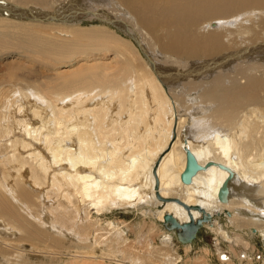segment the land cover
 <instances>
[{
  "label": "bare ground",
  "instance_id": "1",
  "mask_svg": "<svg viewBox=\"0 0 264 264\" xmlns=\"http://www.w3.org/2000/svg\"><path fill=\"white\" fill-rule=\"evenodd\" d=\"M47 1L0 0V26H18L16 17L4 12L16 13L18 6L52 12L56 7L46 10ZM119 1L136 23L125 24L110 0H86V8L73 11L71 18L77 21L32 20L49 24H28L24 32L52 65L53 57L64 60L100 48L122 59L123 71L87 63L40 82L9 66L0 69L5 72L0 74V227L47 244L34 248L39 255L57 256L54 247L63 241L84 252L110 244L141 253L122 236L112 238L119 232L113 223L103 234L101 220L89 218L90 209L100 214L113 206L152 204L162 226L158 231L175 237L177 231L163 227L167 216L180 225V233L203 217L235 221L238 207L259 219L264 216V0ZM84 20L115 23L129 40L108 29L71 25ZM97 41L102 44L92 46ZM139 55L151 70L138 67ZM19 82L29 85L22 88ZM187 150L205 167L189 185L181 180ZM226 181L230 197L222 203L219 191ZM37 202L51 212L53 235H32L33 229L19 221L18 211H23L42 226L33 214ZM246 222L257 226L259 220ZM22 239L15 242L21 245L16 252L20 259L26 246ZM144 249L149 253L152 248ZM156 254L159 264L175 263L163 248ZM108 256L120 261L117 253ZM207 256L185 264H209Z\"/></svg>",
  "mask_w": 264,
  "mask_h": 264
},
{
  "label": "rangeland",
  "instance_id": "2",
  "mask_svg": "<svg viewBox=\"0 0 264 264\" xmlns=\"http://www.w3.org/2000/svg\"><path fill=\"white\" fill-rule=\"evenodd\" d=\"M15 1L17 2L19 0H15ZM66 1L69 0H48L45 9L51 10L54 7H57L60 3ZM110 1H111L109 2L111 3L110 8L116 9V14L117 15L119 14L120 17H122L120 19L123 20L125 24L128 23L132 25V23L137 22V19L135 20V18L132 17L133 15L130 13V11L127 10L119 0H110ZM112 3H116V6H113ZM107 4L108 3H106V5ZM87 6L90 7V4H88ZM14 20L15 21L13 22H16L18 26H16L15 24H6V26H0L1 27L0 28V69L1 66L3 68L9 66L12 67V71L14 70V72H17L19 76H21L22 73H24L25 75L29 76V78L32 81L41 80L40 82H44L45 80L49 81L48 79L56 80L59 74H62L63 72L71 73L72 71L70 70H73L74 72L75 69L76 70L78 69V66L87 63L97 64V65H101V63L103 65L104 63L112 64V66L115 67L116 72L123 71L124 67H126L124 61L122 59H118L119 57L116 56L112 50H109L107 52V50L102 51L100 48L97 51L92 49V54L90 55H85L80 53L70 55L71 59H68L70 56L64 60H56L53 57L55 60L53 58L50 60L53 61L56 64V66L52 65L51 63H48V61H45V58H42L39 55V54L41 55L43 54L42 56H47L46 53L41 52L43 51V48L37 46L34 49L30 45V42H32L31 39H33V37L31 36L28 37L27 31L24 32L25 28H28L27 27L28 24H32V25L35 24L33 26H39L40 24L41 26H45L46 24V26H48L49 23L43 24L39 22L40 23L39 24L38 22H34L32 20L30 21L21 20V19L16 20V18ZM74 24L71 25L77 28L80 27V29H88V28L89 30L108 29L111 33H113L114 31V33L120 35L126 40H129V37L123 35L119 30L115 29V27L109 24H105L104 22H101L99 20H92V21L84 20L82 23L80 22L77 25L76 23ZM62 26L64 25L62 24ZM58 35H60L63 39H67L66 37H64L63 34L59 33ZM93 44L94 45L92 46L101 45L102 43L97 41L96 43ZM128 45L134 46L135 44L133 45L132 43L131 44L129 43ZM82 50H87V49L84 48ZM89 52L91 51L89 50ZM105 53L106 55L104 56L103 54ZM139 58H137L138 67L140 68L144 65L151 70V65L150 63H148L147 58H145L144 55L143 57L140 56ZM1 73L5 74L4 71L0 72V74ZM28 85L29 84L27 83L19 82V86H21L22 88H26ZM3 86H5L6 89L7 87L12 88V85L7 83L3 84ZM167 92L169 94L171 93L168 89ZM30 193L31 195H33L31 191ZM45 207H48V205H46ZM117 207L113 206V208H111L110 210H107L100 214L96 210L90 209L91 211H89L90 212L89 218L93 217L94 219L92 220H95L96 218L97 219L99 218V220H101V226L104 229L101 231L104 232L103 234H108V232L111 231L112 227L111 228L108 227V223L109 222L113 223L119 232L114 233L112 235V238L115 236V234L117 238H120L122 236L120 238L121 241L123 242L126 241L128 245L130 244L133 245V247L136 250H140L141 253H135L134 251L128 248L125 252L123 251V249H125L124 247L125 245H123L121 248L119 246H114L110 244H108L109 248L106 244H104V246H102L103 250L101 249L93 252H91L90 250H86L84 252L79 249L76 250V248L73 249L72 245L63 241V243L55 245L54 247L58 249L59 254H56L57 256H53L51 254L52 252H48V253L45 252V254L39 255L38 252L36 253L34 252L35 251L34 248L37 247L46 248L47 244H45L44 242L41 243L40 241H34L26 236H22L20 233H18V235L15 236L13 235L12 232L8 230L4 231V229L0 227V250H1L0 264H69V263L71 264L72 262L73 263L79 262V264H85V263L96 264L100 261L106 264H159L158 255L156 254V252L161 248H163V251L167 250L169 251V253H171L169 254L170 256L169 258L172 261H175L174 264H185L186 262L194 263V262L203 261L202 256L204 255L205 252H208L209 256H207L206 262H208L209 264H264V233H263L264 216L259 219V217L256 214H252L249 210H245L244 208L238 207L235 210V213L239 216V219H236L235 221L233 220L230 221L228 216L227 217L223 216V218L220 217L218 220L215 219V221L213 220L211 224L208 223L206 224L207 226H204L205 229H203L201 233H199V236L196 240L197 242L195 241L194 243H191L189 245H183L176 239L173 232H170V234H168V232L166 233L162 230L164 233H166V235H169V236L165 235L166 236L165 237L162 234V232H160L161 229H159L158 231V226L159 227L162 226L158 224L157 221L158 218L155 212L157 208L152 204L142 203L141 205H138L136 207H132V206L126 208H121V207L117 208ZM19 209L21 210V208ZM19 209L17 207V210ZM18 212L19 214H21L22 217L19 221L23 222L24 227H27L28 230L33 229L31 231L33 232L32 235H35L37 233L43 234L46 232H48L50 235H53L55 233L51 229V219L49 220L50 217L49 215L51 214V212H48L47 210L43 211L39 202H37V206L34 207L33 214L35 216L37 215L40 216L42 220V224H41L42 226H39V224H37V222L32 217L26 215L25 212L23 211L22 212L18 211ZM242 218L246 219L244 223L247 221V218L259 220V223L257 224V226L254 225L249 226L247 222L245 224L242 222L243 221ZM240 219L242 221H240ZM151 227H154V229H152L154 231H150ZM69 234L70 233H68L67 235ZM227 236H230L231 238L228 239ZM20 237L23 238L21 240L22 243L26 245L25 248L20 250L21 259L16 255L17 248L19 250L21 245L18 246L15 244V242L18 241L17 239H19ZM116 237H114L113 239H115ZM6 238L11 241L7 242V240H5ZM91 239L92 241L90 242V244L94 242L93 237ZM237 239L242 240L241 241L242 244L238 243L239 240L235 241ZM65 240L67 241V239ZM73 242L75 243V246H77L76 239H73ZM243 242L249 245L248 249L243 246L244 244ZM164 243H169L170 245L167 246L164 245ZM164 246L167 248H165ZM117 247L119 248V251ZM144 247L152 248L151 249L152 253L146 252L147 250L144 249ZM23 250L25 251V254L28 255H24ZM58 252L56 251V253ZM111 252L117 253L116 258L118 259L120 258L119 259L120 261H115V258L109 257L108 255ZM243 254H246L245 257H243ZM123 255L125 258H123ZM22 256H26V260L22 258ZM82 259L85 261V263H80ZM138 259L140 260L137 261Z\"/></svg>",
  "mask_w": 264,
  "mask_h": 264
},
{
  "label": "water",
  "instance_id": "3",
  "mask_svg": "<svg viewBox=\"0 0 264 264\" xmlns=\"http://www.w3.org/2000/svg\"><path fill=\"white\" fill-rule=\"evenodd\" d=\"M85 4H86V0H69L60 3L52 12L42 11L35 8H25L21 6H18L16 8V13L14 11L10 13L8 11H4V12L18 19L71 23L72 21L75 22L78 20L71 18L73 11L74 10L77 11L78 7L86 8ZM104 21H108V20H103V22ZM110 24L117 29L115 23H110ZM186 154H187V164H186V169L181 175V180L184 184L189 185L192 183L193 177L198 172L204 170L205 167L201 166L198 163L197 158L190 150H187ZM210 164H208L207 166L210 167ZM229 197H230V190L228 187V181H226L219 191V200L222 203H228ZM211 222L212 219H207L203 217L202 219L198 220L196 226L192 225V223H188L184 225L182 229L184 230V232L180 233L179 230L180 225H178V223L174 219H172V217L167 216L165 217V222L163 223V227L166 228L167 230L177 231L176 239L183 245H189L197 240L199 233H201L200 229L203 228V225L205 226L206 224ZM197 228L198 230H196Z\"/></svg>",
  "mask_w": 264,
  "mask_h": 264
}]
</instances>
